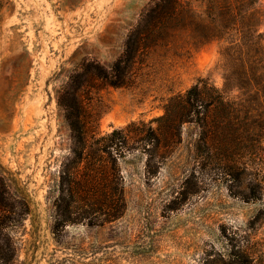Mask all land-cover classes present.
I'll return each mask as SVG.
<instances>
[{
  "label": "rangeland",
  "instance_id": "374dc122",
  "mask_svg": "<svg viewBox=\"0 0 264 264\" xmlns=\"http://www.w3.org/2000/svg\"><path fill=\"white\" fill-rule=\"evenodd\" d=\"M151 1L6 0L1 8L0 176L29 205L10 229L16 264H234L232 254L241 250L264 264V190L261 199L245 201L220 182L206 180L195 194L183 185L198 136L192 123L183 125L180 144L153 177L142 151L120 159L126 201L120 218L53 231L60 165L71 145L58 91L83 62L109 67ZM257 8L264 42V0ZM221 45L169 51L136 87L101 83L87 90L83 98L98 115V129L148 122L163 114L165 97L199 78L224 89Z\"/></svg>",
  "mask_w": 264,
  "mask_h": 264
},
{
  "label": "trees",
  "instance_id": "16d2710c",
  "mask_svg": "<svg viewBox=\"0 0 264 264\" xmlns=\"http://www.w3.org/2000/svg\"><path fill=\"white\" fill-rule=\"evenodd\" d=\"M196 2V3H195ZM6 0H0V10ZM257 0H152L130 29L122 52L109 67L81 63L58 91L71 145L60 165L53 231L66 225H104L126 208L120 159L144 153L148 177L181 142L182 127H198L193 166L183 185L197 193L206 180L223 183L230 195L261 199L264 190V42ZM218 40L224 89L199 78L164 98L163 114L102 132L83 94L101 85L132 88L146 68L169 51L190 52ZM162 54V55H161ZM236 91L230 95V91ZM209 184V183H207ZM29 213L25 199L0 176V264H16L10 229ZM234 264H254L249 251Z\"/></svg>",
  "mask_w": 264,
  "mask_h": 264
}]
</instances>
